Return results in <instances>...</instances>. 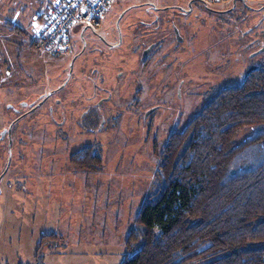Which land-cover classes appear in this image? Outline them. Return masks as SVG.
I'll list each match as a JSON object with an SVG mask.
<instances>
[{
    "label": "rangeland",
    "instance_id": "1",
    "mask_svg": "<svg viewBox=\"0 0 264 264\" xmlns=\"http://www.w3.org/2000/svg\"><path fill=\"white\" fill-rule=\"evenodd\" d=\"M246 1L247 4L264 2ZM201 2L193 0L194 9L186 14L177 11L167 15H164L166 11L160 13L159 16L175 21L181 37L176 46L180 54L173 58L171 65V57L166 59L167 64L159 65L160 74L157 68L153 69L154 64L144 68L137 52L135 55L125 46L131 39L128 30L131 17L148 21L158 14L148 11L147 4L177 8L186 7L187 0H112L98 29L85 28L84 24L72 28L73 53H77L82 44V29L87 48L98 45L103 51L92 58L89 54L87 58L86 54L78 56L65 87L58 93L53 92L46 105L15 123L10 160L9 138H3L2 134L29 104L64 83L71 59L68 55L57 57L30 48L29 40L37 31V15L42 9L35 14L34 24L30 27L26 20L33 9L28 8L26 13L21 15L18 12L19 15L11 17L12 14L4 13V18H0V172L3 169L0 175L9 164L8 173L1 182L0 264H38L36 245L43 233H54L56 238L44 247L39 264H122L127 234L143 200L152 191L153 174L167 136L174 129L182 130L213 97L215 90L241 84L247 70L264 59L260 58L264 56L263 52L252 54L253 46L245 48L244 44H249L251 37L244 34L243 38L235 24L234 29L227 24L219 28L222 24V19H218L220 16L225 21L237 18L238 12L234 13L235 16L209 14L202 11ZM135 5L139 6L120 16L122 10ZM7 18L21 22L25 34H15L4 26L3 21ZM118 20L124 45L107 49L102 44L104 40L112 42L117 39ZM262 27L264 25L256 31ZM206 45L208 69L202 55H197V51ZM81 66L83 73H80ZM94 66L100 68L103 75L107 72L104 84L108 85V92L90 93L94 87L90 84L91 77L97 86L102 82L101 77L91 71ZM214 67L220 72L219 82ZM205 69L207 73L202 74ZM179 80H185L182 93L193 96L176 103L177 98L173 96L179 95ZM213 82L217 83V89L211 88ZM114 84L119 88L117 92ZM77 88L79 94L75 97L82 101L76 110L80 111V105L86 104L84 100L89 93L92 102L98 100L100 103L105 99V108L116 114L110 115L107 133H97L92 141L86 139L87 126L82 125H73L77 134L56 136L52 132L56 127L47 123L43 115L46 106L57 103L58 98L66 99L70 90ZM141 88L144 92L140 98L145 105H129L136 96L135 92ZM154 103H163L156 109L157 116L162 118L159 126L155 124L158 117L154 126L149 121L143 123L140 120V115ZM174 117L178 118L176 123ZM17 130H27L32 135L24 133L25 138L20 139ZM248 135L249 130L244 129L235 139L236 143H241ZM94 141L102 155L101 168L94 171L73 166L69 161L70 154ZM27 158L32 163H27Z\"/></svg>",
    "mask_w": 264,
    "mask_h": 264
},
{
    "label": "trees",
    "instance_id": "2",
    "mask_svg": "<svg viewBox=\"0 0 264 264\" xmlns=\"http://www.w3.org/2000/svg\"><path fill=\"white\" fill-rule=\"evenodd\" d=\"M3 23L25 34L11 18ZM244 129L249 135L237 144ZM70 163L97 171L100 148L78 150ZM152 179L122 264H264V63L167 136ZM55 238L40 236L38 264Z\"/></svg>",
    "mask_w": 264,
    "mask_h": 264
},
{
    "label": "flooded vegetation",
    "instance_id": "3",
    "mask_svg": "<svg viewBox=\"0 0 264 264\" xmlns=\"http://www.w3.org/2000/svg\"><path fill=\"white\" fill-rule=\"evenodd\" d=\"M187 1H188V5L186 7H177V8H172L171 6H169V7H167V6L158 7V6H155L153 4H147L146 8L148 11L158 14V15H155L154 17H152L151 19H148V21L144 20V19L135 18L134 16L131 17V25L128 27V30L130 31V34H131L130 35L131 39L126 43L125 46L127 48H131V53H135V55H136V52H137L138 58L140 59L141 64L143 65L144 68H148V67H150V65L154 64L153 69L157 68V73L160 74L162 69L158 68L159 65L167 64L166 59L169 57L172 58V61L169 64V65H171L173 63V58L176 57L178 54H180V53H178V52H180V50L178 51V48H176V46H178L177 41H181V37H179L180 31H179L175 21L171 20L170 17L159 16V15H160V13L164 14L163 13L164 11H166V13L164 15H167V13L170 14L171 11H177L178 13H181V14H186V13L192 12L194 9L193 8L194 7L193 6V0H187ZM231 3L232 4H228L227 6H224L223 8H217V7L209 6L208 4H206L204 2H201L199 6L202 9V11L207 12L209 14L234 15L235 12H238L237 18L226 19L225 21L223 18H221L222 16H220V18H218V19H220V20L222 19L221 23L223 25L221 24L219 28H221L222 26L227 24V25H232V27L234 29L235 28L234 24H235L240 35H242L243 38L245 37V36H243L244 34L250 35V37H251V39L248 41L249 44H244L245 48L253 46L252 47L253 48L252 54H257L258 52L264 53V27L259 28V30H258L259 34L258 35H257V31H256V29L260 25H264V2L258 1V2H255L254 4H247L246 0H240L238 2L237 1L235 2L233 0ZM137 6H139V5H135V6L125 8L124 10L121 11L120 16L121 17L125 16L126 14H128L127 12L131 8H133V7L136 8ZM168 10H170V11L168 12ZM251 14H253V16ZM250 15L253 18H251ZM120 19L121 18H119V20ZM119 20L116 22L117 33H118L117 39H115L112 42H108V40H106V41L104 40V44L101 43L107 49L108 48L113 49V48H119V47L122 48L124 45L123 44V42H124L123 35H122V32H121L120 27L118 25ZM218 26H219V24L216 23L215 27L218 28ZM85 28H89V27L85 26ZM168 30L170 31V34L166 35ZM83 31H84V29H82V31H81L82 44L80 46V49L77 51V53H73L72 48H71L70 53L68 54V58L70 57L71 61H70V68H69V72L67 74L66 80L63 81L64 83L60 84L56 89L53 88L52 90L48 91L44 95L40 96L39 100H37L35 103L29 104V106L26 108L25 112L19 114L18 117L16 119H14L12 123H10L11 124L9 126L10 129L8 127V129L5 131V133L2 134L3 138L4 137L9 138V160L11 159V144H12L11 136H12V131H13L12 128L15 126V123L19 119L24 117L26 114H28L29 112H32V111L36 110L37 108L46 105L47 102L49 101L50 97L54 93H58L60 89L65 87V85L68 83V81L71 77L73 67H74V62L78 56L86 54V56L85 55H83V56H85V58H87V55L89 54L90 58H92V57H96L98 53H101L103 51L102 47L101 46L98 47V45L87 48L88 43L82 36ZM257 36H259V37H257ZM235 38L237 39V37H235ZM260 47H262V49L260 51H258V49ZM207 49H208V45L200 48L197 51V55H202V61L206 64L207 69H208V65H207L208 60L207 59H209V51ZM260 58H264V56L260 57ZM262 61L259 64L264 63V59H262ZM169 65L167 67H169ZM257 65L258 64L253 65V66H257ZM207 69H205V71L202 74L207 73ZM212 69L217 71L216 75H217V81H218L220 79V75L218 73H220V72H219L218 68H216V67H214ZM80 70H81L80 73L85 72L84 68L82 66L80 67ZM91 71L98 74V76L101 77L102 82L100 83L99 86H97L95 84V81L91 77L90 84L94 87L91 89L90 93L96 94L102 90H103V92L104 91L108 92L109 91L108 85L104 84V80H105V77L107 75V72L105 71V74L103 75V73L101 72V69L98 67H95V66L91 69ZM246 73L244 75V78L249 72L247 74ZM76 79L78 81V76H76ZM202 79L206 80L207 77H202ZM120 80H121V75L118 77V81H120ZM184 81L179 80V82H178L177 90L179 91V95L173 96V97L177 98L176 103H180L181 101L185 102L184 98L187 100L189 97L193 96L191 93H186L185 95L182 93V85H183ZM78 83H80V80ZM85 83L87 85L88 82L86 81ZM216 84H217L216 82H213L211 85V88L217 89L215 86ZM75 85L78 86V84H75ZM228 86H231V85L222 86L215 91L218 92L222 88H225ZM109 87L111 88V85H109ZM113 88H114V90H116V92L119 90V88L116 84L113 85ZM201 88L203 89L204 87H201ZM211 88H209V89H211ZM148 89H150V88L148 87ZM78 90H79L78 88L73 89L72 91L70 90V93L67 94L66 99L58 98L55 100L57 103H55V104L52 103L49 106H46L43 110V115L46 116L45 121L47 123H50L56 127V129L54 131H52V132H54L53 134H55L56 136L69 137V136H72L74 134H77L78 131L73 128V125H82L84 127H86V126L88 127V128L86 127L87 132H86L85 136H86L87 140L91 139V141H92L93 137H95L97 133H102V134L107 133L106 128H107V123L110 120V115L114 114V116H116V114L113 113L112 111H110L109 109L105 108V106H106L104 104L105 99H103V100L101 99L100 103H98V100H96V102H92L91 101L92 99H91V96L89 93L87 94V96L85 97V100H84L86 104L80 105V106H82V109H80V111L76 110V108L79 106V103L82 101L81 98L78 100V98L75 97L79 94ZM111 90H112V88H111ZM143 92H144L143 88L138 89L135 92L136 96L132 99V101L130 102L129 105H133L135 107H138L139 105H145L144 100H141V98H140L143 95ZM216 92H215V94H216ZM84 93H85V91H84ZM162 104L154 103V104H151L153 106H148V108L146 109L147 113H145L146 112V110H145V112H143L142 115L139 114L141 117L140 120L143 123L149 121L150 125L154 126L153 123H155V118L158 117L155 124L157 126H159L162 122V118H161V115L157 116L156 109H157V107L162 106ZM64 105H66V106H64ZM147 105H150V103H148ZM45 110H46V112H45ZM174 116H175V114H174ZM164 117H166V114L164 115ZM178 118H179V116H178ZM178 118L174 117V123L177 122ZM162 124H164V123H162ZM26 131L27 130H17L16 133L19 134L20 139H23V138H25L24 137L25 134H27V135L31 134L30 132H28V131L26 132ZM34 131H33V133H34ZM95 143H96V141L82 147L81 149L88 148V147L97 148V146H95ZM81 149H79V150H81ZM73 153H71L70 156ZM70 156H69V161H70ZM28 158H27V163H28V161L30 163H32V161H30ZM36 158L38 159L37 155H36ZM8 168H9V164L7 165V167L4 168L5 171L0 175V195H1V190H2L1 189V182L4 178V176H6V174L8 173ZM2 171H3V169H2Z\"/></svg>",
    "mask_w": 264,
    "mask_h": 264
},
{
    "label": "built area",
    "instance_id": "4",
    "mask_svg": "<svg viewBox=\"0 0 264 264\" xmlns=\"http://www.w3.org/2000/svg\"><path fill=\"white\" fill-rule=\"evenodd\" d=\"M216 5L229 0H201ZM233 1V0H232ZM112 0H52L37 15V31L32 35L30 48L52 56H66L70 53V31L77 24L98 29L101 18Z\"/></svg>",
    "mask_w": 264,
    "mask_h": 264
},
{
    "label": "crops",
    "instance_id": "5",
    "mask_svg": "<svg viewBox=\"0 0 264 264\" xmlns=\"http://www.w3.org/2000/svg\"><path fill=\"white\" fill-rule=\"evenodd\" d=\"M51 0H0V18H4V13H8L11 16H17L18 12L22 15L26 13L27 9H33V12L27 15V20L29 22V27L34 24V16L38 10L45 8L49 5ZM227 6L225 1L216 4L217 8H223ZM7 16V15H5ZM9 17V16H8ZM17 22V21H16ZM21 24V22H20ZM30 42V40H29Z\"/></svg>",
    "mask_w": 264,
    "mask_h": 264
},
{
    "label": "water",
    "instance_id": "6",
    "mask_svg": "<svg viewBox=\"0 0 264 264\" xmlns=\"http://www.w3.org/2000/svg\"><path fill=\"white\" fill-rule=\"evenodd\" d=\"M255 67H256V66H251V67L248 69L247 73L250 72L251 70H253ZM247 73H246V74H247ZM9 129H10V127H9Z\"/></svg>",
    "mask_w": 264,
    "mask_h": 264
}]
</instances>
